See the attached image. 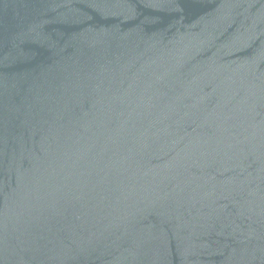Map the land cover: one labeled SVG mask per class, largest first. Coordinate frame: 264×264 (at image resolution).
Returning a JSON list of instances; mask_svg holds the SVG:
<instances>
[{"label":"water","instance_id":"obj_1","mask_svg":"<svg viewBox=\"0 0 264 264\" xmlns=\"http://www.w3.org/2000/svg\"><path fill=\"white\" fill-rule=\"evenodd\" d=\"M0 264H264V0H0Z\"/></svg>","mask_w":264,"mask_h":264}]
</instances>
